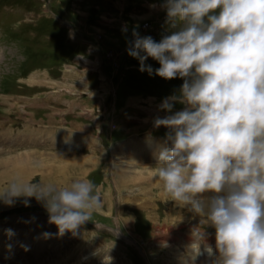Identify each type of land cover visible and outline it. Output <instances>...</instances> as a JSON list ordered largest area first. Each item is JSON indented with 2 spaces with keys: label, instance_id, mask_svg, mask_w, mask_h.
<instances>
[{
  "label": "rangeland",
  "instance_id": "rangeland-1",
  "mask_svg": "<svg viewBox=\"0 0 264 264\" xmlns=\"http://www.w3.org/2000/svg\"><path fill=\"white\" fill-rule=\"evenodd\" d=\"M0 1L13 6L5 8L12 14L8 20L0 16L8 24L0 30V190L14 178L35 177L34 183L57 188L90 179L101 200L75 235H59L35 198H29V206L23 197L14 206L0 202V264H75L86 252L94 255L82 264H217L215 229L170 200L153 175L160 148L169 146V129L154 127V120L185 107L176 102L171 113L161 108L165 99L180 96L184 81L155 75L160 65L151 58L145 64L152 74L140 71L126 51L134 29L142 37L152 29L149 36L157 42L177 30L167 19L165 0H52L54 11L61 10L83 34L98 40L111 84L101 83L92 71L96 60L87 44L71 39L65 26L43 12L41 0ZM79 57L89 60L90 68ZM110 85L116 89L114 99L108 95ZM78 121L95 127L77 131ZM29 131L32 138L33 131L42 137L28 141ZM95 131L100 145L107 140L104 148L95 141ZM47 132L56 136L49 138ZM91 151L98 159L93 169L82 158ZM125 160H133L131 166ZM120 168L140 180L117 187ZM199 229L206 235L196 254ZM119 230L131 238L118 236ZM195 255L207 260L197 262Z\"/></svg>",
  "mask_w": 264,
  "mask_h": 264
},
{
  "label": "clouds",
  "instance_id": "clouds-1",
  "mask_svg": "<svg viewBox=\"0 0 264 264\" xmlns=\"http://www.w3.org/2000/svg\"><path fill=\"white\" fill-rule=\"evenodd\" d=\"M163 7L177 30L157 42L134 29L126 49L140 71L152 74L144 63L151 58L160 65L155 75L184 81L161 108L185 107L154 120L169 129V146L160 148L153 175L170 200L215 229L217 264H264V0H165ZM34 179L9 181L0 202L14 206L23 197L29 206L35 198L59 235H75L101 206L90 179L63 188ZM205 235L195 232L196 254Z\"/></svg>",
  "mask_w": 264,
  "mask_h": 264
},
{
  "label": "bare ground",
  "instance_id": "bare-ground-1",
  "mask_svg": "<svg viewBox=\"0 0 264 264\" xmlns=\"http://www.w3.org/2000/svg\"><path fill=\"white\" fill-rule=\"evenodd\" d=\"M85 62V61H84ZM86 62H89V60H86ZM85 62V64H86ZM96 65H97V62H96ZM84 66V65H83ZM84 68H90V65L88 66V64L85 65ZM102 78V76H101ZM102 86V85H101ZM116 152V151H115ZM91 156V155H90ZM119 158V157H118ZM120 161V160H119ZM133 160H125L123 161V163H125L127 166H131L130 163L132 162ZM91 162V161H90ZM121 162V161H120ZM122 164V163H121ZM124 165V166H126ZM20 166V165H19ZM122 167V166H120ZM121 169V168H120ZM132 170V168H131ZM130 170H124V169H121V170H118L117 171V176H116V185L117 187H119V185H121L122 187H129L130 183H135L137 182L138 180H140V178H136V177H132V175L130 176ZM149 179V178H148ZM1 206V205H0ZM120 234V233H119ZM3 254V253H2ZM94 254L89 253V252H86L85 254L83 253L81 256L77 257L75 259V264H82V263H85L86 260L90 259L91 256H93Z\"/></svg>",
  "mask_w": 264,
  "mask_h": 264
},
{
  "label": "crops",
  "instance_id": "crops-1",
  "mask_svg": "<svg viewBox=\"0 0 264 264\" xmlns=\"http://www.w3.org/2000/svg\"><path fill=\"white\" fill-rule=\"evenodd\" d=\"M103 85V84H102ZM96 105H98L97 103H96ZM93 110V108H91L90 110H89V114L90 113H92L91 111ZM90 118L92 117V118H94V116H91V114H90V116H89ZM90 118H89V120H90ZM95 119H97V121H98V119H99V117H96ZM79 122V121H78ZM77 122V126H79V128H78V130L77 131H90V130H92L91 129V127L93 128V127H95L94 125L92 126L91 124H86V123H81V122H79L78 123ZM91 122V121H90ZM108 122H107V118L105 119V122H104V127H105V132L107 131V129H108V127H109V125L107 124ZM87 125V127H85ZM68 128H70V127H68ZM96 131H97V125H96ZM96 131L94 132V139H95V141L97 142V144H99L100 145V143L98 142V140L96 139ZM105 140H106V138H105ZM104 145H107V140L105 141V144ZM104 145L102 146V145H100L101 147H103L104 148ZM100 148V147H99ZM91 155V156H90ZM79 158H81V157H79ZM82 158H84L85 159V163H88V165H90V167H92V169L93 168H95L96 166L94 165L95 164V162L98 160L97 159V154L95 153V151H91L90 153L88 152V153H86L85 155H83L82 156ZM89 161V162H88ZM91 161V162H90ZM87 172H89V171H87Z\"/></svg>",
  "mask_w": 264,
  "mask_h": 264
}]
</instances>
